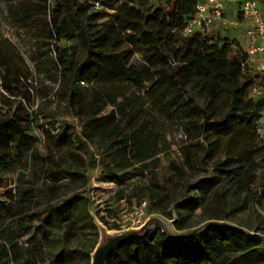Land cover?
I'll return each mask as SVG.
<instances>
[{"label": "trees", "instance_id": "obj_1", "mask_svg": "<svg viewBox=\"0 0 264 264\" xmlns=\"http://www.w3.org/2000/svg\"><path fill=\"white\" fill-rule=\"evenodd\" d=\"M42 1L43 9L48 7L46 38L38 36L39 1L21 0L13 11L14 19L33 42L37 66L58 84L53 97L78 119L80 130L66 125L52 134L46 128L47 140L58 151L51 149L43 158L37 148L36 119L40 111L55 116L43 101L48 94L36 90L41 102L33 110L29 103L35 86L29 84L16 93L5 86L22 112L14 109L9 119L0 122V187H9L8 176L29 157L48 159L52 173L63 171L82 181V186L88 184L86 161L88 168L100 164L106 177L127 170L144 176L169 151L166 126L176 124L185 139L169 164L186 190L198 188L208 201L226 206L246 194L264 207V176L259 177L260 170L264 174L262 141L208 167L220 156L225 136L242 126L258 130L264 100L253 96L251 89L264 76L248 62L246 50L229 36L205 29L183 34L199 0ZM96 2L101 9L95 8ZM11 102L10 97L4 98V103ZM80 147L90 155L88 160L77 151ZM92 147L102 150L99 160H91ZM63 148L67 153H61ZM190 177L197 178L191 181ZM23 179L19 176L16 186L7 188L0 199V264H92L99 238L90 252L69 246L56 251L43 243L54 240V229L66 227L71 233L84 225L85 217L90 216L89 198L76 191L57 201L58 185L26 184ZM163 188L158 184L152 199L166 202L168 194L159 190ZM201 205L191 195L175 203V208L192 213L205 208ZM218 207L206 206L211 211L207 220L222 223L209 224L180 239L154 229L117 250L108 264H264L262 237L232 227L230 214L221 215ZM41 208L43 235L35 232L34 245H20ZM90 222L99 235L91 216ZM167 223L173 234L191 229L183 216Z\"/></svg>", "mask_w": 264, "mask_h": 264}, {"label": "rangeland", "instance_id": "obj_2", "mask_svg": "<svg viewBox=\"0 0 264 264\" xmlns=\"http://www.w3.org/2000/svg\"><path fill=\"white\" fill-rule=\"evenodd\" d=\"M20 1L0 0V122L9 119L14 109L22 112V107L19 106L16 97L10 95L5 86L10 87L14 93L19 88L27 87L29 84L31 88L35 86L31 91L33 95L31 96V98L33 97L32 101L29 103L31 104L29 107L33 110H37L38 104L41 102V99L36 97V90H39L41 94H48V97L44 98L43 101L50 105V109L53 110L55 116L50 118L40 111L38 113L39 120L37 121L36 119L39 134L37 148L39 154L45 158L51 149L52 151H58L47 140L45 129L50 128V132L53 134L60 131L66 125H75L80 130L79 121L68 111L64 102H59L53 97L58 84L51 80L48 74L37 66V57L32 40L17 27L13 11H15ZM24 1L22 0V2ZM27 1L31 3L39 1L36 5L40 9V12L36 14L39 20L38 24L41 25L38 36L46 38L45 34L50 28L47 24L48 7L47 10L43 9L46 5L42 0ZM262 3L264 4V2ZM230 10H228V16L231 14ZM235 41L239 46H242L240 41ZM205 47L209 48L207 44ZM77 49L80 52L79 45H77ZM5 97H10L13 102L4 103ZM49 122H52V125ZM166 129L170 149L154 161L152 170L145 173L144 176H135L133 171L127 170L116 173V179L113 175L106 177V173L100 164L88 168L86 160L89 159L90 155L86 153L85 148L80 147L77 151L86 158L85 175L88 180L86 186L81 185L82 181L69 178L63 171L52 173L51 162L48 159L29 157L14 174L8 176L5 182L9 187H0V199L4 198L7 188L16 186L20 181L19 176L21 175L24 178L22 181L26 184L33 183L39 186H45L46 184L58 185L57 201L70 197L76 191L84 192V195L90 201L88 212L91 218H93V223L99 235L95 234L93 225L90 222V216H86L85 220L87 222L82 226L74 228V231H71V233H69L66 227H62L54 229L53 241H49L47 244L43 240L45 241L43 243L56 251L64 246H69L78 251L90 252L96 244L97 239H100L101 226H105L112 233H118L130 228L140 227L153 215H160L172 224L183 216L185 225L192 229L208 219V214L211 211L205 209L206 206H220L221 209L218 208L221 215L230 214L228 222L244 226L248 229L250 228L252 231L259 233V236L264 241V207L258 200H254L253 196L248 198L246 194H241L233 198L232 203L229 202L226 206L214 199L208 201L204 197L205 194L198 188L188 191L183 183H179V177L171 169L169 159L177 158L179 145L184 142L185 134L182 128L176 124H169L166 126ZM69 132H72V128L69 129ZM261 141L264 144V137L259 134L258 130L248 129L245 126L239 127L233 133L224 137L220 156L210 161L208 167L212 169L227 155H239L252 147L256 142ZM49 144L50 147H48ZM91 150L93 152L91 160H99V154L102 150L96 147H92ZM227 150H230L229 154ZM61 153H67L66 148L61 149ZM263 176L264 174L260 170L259 177L262 178ZM196 178L190 177V180L194 181ZM158 184L161 188H166L165 190L164 188L159 189L162 194H168L169 199L166 202L161 201V199H152L153 191H155ZM191 195L198 199L202 204L201 206L205 208H200L192 213L175 208V203L185 200ZM122 196L123 198H121ZM222 207H225V209ZM43 208L37 211L38 218L33 223V227L28 234L20 239V245H34L35 232L40 233L41 236L43 235V228L40 225ZM170 213L171 215H168ZM153 231L154 229H151L150 233ZM1 264L4 263L1 262Z\"/></svg>", "mask_w": 264, "mask_h": 264}, {"label": "built area", "instance_id": "obj_3", "mask_svg": "<svg viewBox=\"0 0 264 264\" xmlns=\"http://www.w3.org/2000/svg\"><path fill=\"white\" fill-rule=\"evenodd\" d=\"M101 7L99 2L95 3L96 9ZM240 13L248 20L245 29L248 62L264 76V5L261 0H240ZM228 23L223 0H199L196 13L186 25L183 34L190 36L198 29L209 31L216 25L225 26ZM251 93L264 100V80L253 85ZM258 132L264 136V114Z\"/></svg>", "mask_w": 264, "mask_h": 264}, {"label": "water", "instance_id": "obj_4", "mask_svg": "<svg viewBox=\"0 0 264 264\" xmlns=\"http://www.w3.org/2000/svg\"><path fill=\"white\" fill-rule=\"evenodd\" d=\"M219 223L222 222L215 220H206L198 226L190 229L189 231L179 234H173L169 229L167 220L160 215H153L149 217L140 227L130 228L118 233H112L105 226H101L100 240L92 254V264H108L109 259L117 250L121 249L132 240L145 237L151 229H160L168 237L173 239H180L194 235L209 224ZM230 225L249 234L260 235L259 233L250 231L243 226L235 224Z\"/></svg>", "mask_w": 264, "mask_h": 264}, {"label": "crops", "instance_id": "obj_5", "mask_svg": "<svg viewBox=\"0 0 264 264\" xmlns=\"http://www.w3.org/2000/svg\"><path fill=\"white\" fill-rule=\"evenodd\" d=\"M225 4V17L229 22L227 25H216L209 31L221 36H229L230 38L240 41L242 48L246 46L245 29L248 24V20L240 13V0H223ZM264 2V0H261ZM264 5V4H263ZM231 9V10H230ZM228 10L231 14L228 16Z\"/></svg>", "mask_w": 264, "mask_h": 264}]
</instances>
